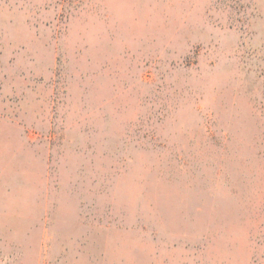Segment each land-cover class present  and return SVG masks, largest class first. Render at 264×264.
I'll return each mask as SVG.
<instances>
[{"label": "rangeland", "instance_id": "374dc122", "mask_svg": "<svg viewBox=\"0 0 264 264\" xmlns=\"http://www.w3.org/2000/svg\"><path fill=\"white\" fill-rule=\"evenodd\" d=\"M0 264H264V0H0Z\"/></svg>", "mask_w": 264, "mask_h": 264}]
</instances>
